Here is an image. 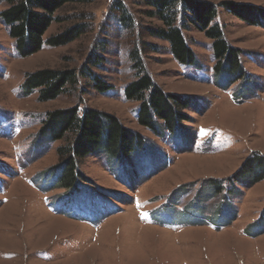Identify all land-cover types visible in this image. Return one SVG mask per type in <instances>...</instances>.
I'll return each mask as SVG.
<instances>
[{
  "label": "rangeland",
  "instance_id": "rangeland-1",
  "mask_svg": "<svg viewBox=\"0 0 264 264\" xmlns=\"http://www.w3.org/2000/svg\"><path fill=\"white\" fill-rule=\"evenodd\" d=\"M117 1L130 10L131 29L118 19ZM232 1L264 9V0ZM5 7L0 2V11ZM147 10L142 0H70L53 13L43 39L76 24L85 29L66 45L45 44L26 57L0 21V264H264V179L250 184L255 174H247L227 182L247 157L264 155V26L218 7L216 21L242 51L246 72L220 78L202 31H184L198 66L181 65L168 42L148 35L162 23ZM135 44L164 92L194 100L180 110L188 120L175 130L155 135L141 127L139 101L124 97ZM93 54L98 63L90 62ZM40 68H75L78 82L38 101L20 85ZM85 68L112 88L97 92ZM74 105L114 114L145 145L125 159L83 158L79 183L68 191L57 176L43 175L67 139L36 146L34 138L45 112Z\"/></svg>",
  "mask_w": 264,
  "mask_h": 264
},
{
  "label": "trees",
  "instance_id": "trees-1",
  "mask_svg": "<svg viewBox=\"0 0 264 264\" xmlns=\"http://www.w3.org/2000/svg\"><path fill=\"white\" fill-rule=\"evenodd\" d=\"M70 0H0L6 7L0 11V21L7 27L8 36L13 40L17 53L30 56L40 51L44 45L62 46L73 41L85 29V24H76L52 35L46 40L43 36L55 19L53 13ZM83 1V0H79ZM151 10L146 14L156 17L162 26L147 28L148 35L164 39L169 44L172 57L181 65L198 66L196 54L189 46L184 31L192 25L202 31L210 40V50L215 77L246 76L241 62L242 51L233 47L226 38L224 25L216 21L218 7L253 26H264V9L232 0L221 1L218 5L209 0H142ZM118 19L124 28L131 29L133 17L130 10L116 2ZM129 59L133 62L134 78L124 86L126 100L139 101L136 121L145 129L160 135L163 130H175L188 118L180 112L192 109L194 100L190 96H180L164 92L154 81L141 60V49L131 46ZM99 56L93 54L91 63H98ZM89 76L93 88L105 93L112 88L101 77L86 68L81 71ZM79 72L75 68H40L25 74L20 89L24 95L36 91L38 101L53 100L68 91L67 85L78 82ZM36 146L61 139L66 141L56 148L57 163L44 172V177L56 179L60 187L73 189L79 183L78 163L90 155L103 154L109 158L125 159L135 154L145 145V138L124 126L114 114L92 108L74 105L69 108L45 112L40 119L36 133ZM35 146V145H34ZM247 174H255L253 184L264 179V155L247 157L241 168L227 182L241 181ZM43 177V178H44ZM234 178V179H233ZM208 184L221 192L222 186L215 179Z\"/></svg>",
  "mask_w": 264,
  "mask_h": 264
}]
</instances>
